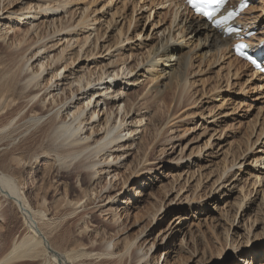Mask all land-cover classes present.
Returning a JSON list of instances; mask_svg holds the SVG:
<instances>
[{"label": "bare ground", "instance_id": "6f19581e", "mask_svg": "<svg viewBox=\"0 0 264 264\" xmlns=\"http://www.w3.org/2000/svg\"><path fill=\"white\" fill-rule=\"evenodd\" d=\"M169 1L171 2V0L157 2L156 6ZM182 2L179 4L177 0L178 5L176 3L173 5L171 2L173 6H169L168 9L170 10V23L167 27L159 30L162 38L157 39V43L145 55L130 54L122 59L120 57V52L123 49L122 43L131 39L126 36L125 32L122 33L121 29H118L114 43L103 46L105 51L109 53L114 46L122 45L118 48V53L114 56L111 55L108 61L97 62L94 57L101 55L98 50V42L103 35L99 33V28L93 25L98 22V25L102 26L100 18L103 16L89 20L90 14H85L84 10H80L77 21L63 26V18L59 17V10H64L67 3L58 2L55 6L49 0H29V3L26 0H0V47L10 49L14 45V51L10 49L11 54H7L12 63L10 62L6 66L5 72L0 70V264H27L28 262L31 264H80L84 258L88 257H108L112 264H127L128 260L130 264H132V260H136L134 264L140 262V264H159L154 255L149 256L155 247V242L148 241L152 232L143 235L149 224L156 221L155 216L159 211L158 209L151 215L150 223L140 227L133 239L123 235L122 239L117 238L116 240L114 238L119 236L118 232L108 239L103 237L91 238L87 233L89 229L88 220L84 219V215L80 216V212L77 211L85 210L90 205L95 204L96 200L99 203V200L103 199L102 202L109 201V203L103 206L108 208L101 212L109 214L111 225L118 226L124 219L127 220L130 209L136 207L131 199L136 200L138 204L137 198L140 192H134L130 196L124 194L119 197H116L115 194H107L104 198L100 194L107 189V186H100L99 192H93L94 183H100L102 174L108 176L112 172L113 175H116V168L120 167L126 157L130 155L133 146L138 153H142L140 156L142 158L143 155L144 159L143 166L135 170L134 176L138 178V176L141 177L142 171L146 170L148 174L153 170V168H147L148 166L144 165L147 153L143 151L142 148L144 147H139V145L143 142L141 140H145L147 137L143 136V138L139 134H149L151 137L153 136L151 140L158 142L163 138L162 135L166 126L175 124L172 111L181 101L182 93H187V90L192 86L187 85L189 76L187 70L191 64L190 61H192V59L190 60L192 50L185 52L184 46L186 44L196 42L198 57L202 61L206 60L208 54L214 57L213 60H219L217 59L219 52L231 53L229 38H222L216 30L207 26L199 17L191 15L186 9H184V14L181 12L178 14V9L183 6ZM108 3L111 4L112 2ZM139 3L140 1L136 2L132 8L128 30ZM148 7L149 5L142 4L139 6V10ZM174 7L176 8L174 9ZM32 10H34V14L30 17L33 20L40 16V18H44L46 27L49 29L52 27L49 36L47 33L49 39L60 36L62 32L70 37L77 36L79 32L83 33L84 37L78 44V51L67 55L66 50L74 45V43L71 44V40L74 38L71 37L66 40L64 47L56 55L50 56L49 47H46L47 43L45 44V41H48L47 37L45 41L44 37L37 38V30L44 25V21L36 25L32 21L29 26L23 28L21 34L13 35L10 31H12L14 23L28 19ZM258 17L259 15L256 18ZM148 19L149 16L145 20ZM250 20H255V18ZM243 22L249 29L253 28V25L248 23V19H243ZM155 24L157 23H153L152 27ZM111 25L112 21L103 24L106 30ZM92 34L94 36L91 39ZM259 34L262 35L256 37L255 40L264 42V33L260 31ZM137 36L139 37V34ZM185 36H190L191 41L189 40L190 42L188 41L184 45L179 40H183ZM34 38L37 39L33 44L28 42L33 41ZM34 44L37 47L33 50L31 45ZM30 47L33 51L27 53L31 51ZM86 47L92 48L83 51L84 59L82 62H85L89 67L90 65L98 67L99 74L91 75V72H85L87 69L79 67L81 65L78 63L79 55ZM118 56L121 59L113 60V58H119ZM129 59L134 65L126 64ZM0 65H2L1 59ZM89 70L90 68H88ZM134 71L136 72L131 76ZM146 77L150 78L148 84L152 83L153 85L147 92L131 95L124 89V87L135 86L140 79ZM96 86H100V88H96ZM172 86L175 89L174 94L177 95L176 98L174 95L175 100L162 97L163 90ZM84 96H86L84 101L79 99V97ZM107 97L109 99H106ZM251 99H254L253 102L257 100L261 102V97L258 96ZM81 101H83L82 104H80ZM172 103L174 104L173 108H170ZM250 104H252L251 101ZM248 107L250 108V105ZM149 108H156V111ZM141 109H144L142 114L140 113ZM202 112L199 113L200 118L205 119V115H207L210 116L209 120L213 119L212 122L218 116L212 114L211 110L207 114ZM161 113L165 115V118L160 119ZM145 119L150 125L147 123L142 125ZM254 122L256 123V119ZM217 131L218 133L221 132L219 129ZM222 135L216 136L218 140H221ZM262 135H264V123L253 145L258 142ZM172 139L174 137L165 138L168 143H171ZM225 140L227 138L224 136ZM145 141L147 142V139ZM135 142L137 143L135 144ZM144 144L145 142L142 145ZM245 144L246 149L242 151L244 156V153L252 147V143L247 145L248 143L245 142ZM242 154L239 155V159H241ZM180 155L182 156V150H180ZM39 156H43L52 163L53 170L49 171L50 175L58 168L71 169L85 180L93 181L92 184L82 191L80 198L69 200L67 198L68 193H66L63 199L54 201L52 206H48L44 197L38 198L37 195L34 202L27 200L22 188H20L21 186H19L15 172H20L24 166L30 165L32 161L37 162ZM181 156L177 161L182 159ZM246 158L249 159V157ZM233 159L229 162L231 164H227L221 169L218 179L214 182V184L220 183L216 187L226 185L222 184L224 179H221L224 175L226 177L228 169L237 164L241 166L244 163H237L235 157ZM244 159L245 157H243ZM252 159L255 164L262 162L260 164L262 166L259 168H264V160H262L261 155ZM110 169L112 170L110 171ZM253 170L256 168L253 167ZM126 196L128 197L125 198ZM245 197L244 194L242 199ZM120 205L122 206L121 209L118 208ZM243 205L242 200L238 203L237 208H234V213ZM249 209L250 207H246V210ZM15 210L23 221L25 233L10 244L9 239L10 243L4 242L1 237L3 232H6L3 229V224L8 220V216L15 217ZM119 212L123 213L120 215ZM72 221H81L79 231L73 237H71L68 229L67 231L64 230L67 224ZM254 222L250 221V227H246L248 235ZM135 223H138L137 219ZM176 226L170 228L169 235H164L161 238L162 250H167L174 244L177 236V231H174ZM142 235L143 237L139 240ZM226 237H228L227 234ZM49 240H54L60 249H56ZM258 241L264 243V235L263 240L258 238ZM247 244L251 245L252 241L248 240ZM255 245L257 247L258 244ZM228 249L236 251L233 255L238 263H246L248 256L247 253L245 255L242 247H236L231 242ZM251 249L254 250L255 248L252 246ZM147 256H149L148 259ZM166 256H169V253ZM167 259L168 257H165L164 264H170Z\"/></svg>", "mask_w": 264, "mask_h": 264}, {"label": "rangeland", "instance_id": "374dc122", "mask_svg": "<svg viewBox=\"0 0 264 264\" xmlns=\"http://www.w3.org/2000/svg\"><path fill=\"white\" fill-rule=\"evenodd\" d=\"M26 1L29 3V0ZM49 1L52 4L54 3L55 6L58 2L67 3V6H64V10H59V17L63 18V26L77 21L80 10H84L85 14H90L89 20L103 16L100 18L102 26L98 25V22L93 25L99 28V33L103 35L100 42H98V50L101 55L94 57L97 62H100L108 61L111 55H116L118 48L122 45L123 49L120 52L122 59H125L124 57L130 54L135 56L145 55L157 43V39L162 38L159 30L167 27L170 23L169 6H173L175 3L178 5L183 0H178V3L177 0H171L173 5L170 1L167 3L163 2L158 7L156 3L165 0ZM139 1L140 3L135 10L131 26L128 30L132 8ZM108 2L112 3L109 4ZM142 4H147L149 7L139 10V6ZM263 4L264 0H257L253 6L247 9L245 12L246 18L243 19H248V23L252 24L253 27H260L259 29L264 33ZM251 10L254 12H251ZM180 12L181 14L185 13L183 6L178 9V14ZM33 14L34 10L28 15V19L22 22H15L10 32L13 35H18L21 34L23 28L29 26L30 22L33 21V24L36 25L44 21V25L40 26L37 30V38L44 37L45 41L47 33L49 36V32H52V27L50 29L46 27L44 18H40V16H37L33 20L30 17ZM71 15L74 16L72 17ZM258 15L259 17L256 18ZM148 16L149 19L145 20ZM251 16L255 20H250L253 18ZM157 20L159 21L157 22ZM111 21L112 25L115 22L113 29H111L112 25L108 30L104 29L105 26L103 24ZM153 23L157 24L152 27ZM118 29H121L122 33L125 32L126 36L131 40L122 43L120 46H114L107 53L103 46L114 43ZM137 34H139V37ZM65 36L64 32H62L60 36L52 39L47 37L48 41H45V44L47 43L46 47H49L48 52L50 56L56 55L64 47L66 40L71 37L74 38L71 40V44L74 43V45L72 48L67 49L66 53L69 55L78 51V44L84 37L83 33L79 32L77 36ZM93 36L92 34L91 39ZM37 38L28 42L33 44ZM189 40L191 41V37L185 36L179 42L185 45ZM31 46L33 50L37 47L35 44ZM197 47L196 42L184 46L185 52L192 50L190 55V60L192 59L190 61L191 66L189 65V71L187 70L189 75L187 85L192 86L187 90V93H182L180 97L181 101L178 103L180 105L177 104L172 111V118L175 124L166 126L162 135L163 140L161 139L158 142L151 140L153 136L151 137L149 134H139L141 137H147V142L145 141L146 139L141 140V142L143 141L142 144L145 142V146L139 142V147L143 146V151L147 153L144 165H147V168H153V170L148 174L146 170L142 171L141 177L138 176V178L134 176L135 170L143 166L144 159L143 155L142 158L140 156L142 153H138L135 146H133L130 155L126 157L120 167L116 168V175H113L112 172L108 176L102 174L100 183H94L93 192H99L100 186H107V189L100 194L104 198L107 194H115L116 197H119L124 194L130 196L134 192H140L137 198L139 200L138 204L136 200L131 199V202L133 201L136 207L130 209L127 220L124 219L121 222L122 225L120 223L118 226L111 225L109 214L101 212L108 208L103 206L109 203V201L102 202L103 199L99 200V203L96 200L95 204L90 205L85 210L80 209L77 212H80V216L84 215V219L88 220L89 229L87 233H89L91 238L103 237L108 239L118 232L119 236L114 238L116 240L117 238L122 239L124 236L133 239L140 227L150 223L151 215L158 209L159 211L155 216L156 221L149 224L143 235H148L152 232L148 241L155 242V247L149 256L151 254L154 255L159 264H164L165 257H168L167 260L170 264H240L235 260L233 255L236 251L228 249L231 242L236 247H242L245 255L247 253L248 257L245 264H264V243L258 241V238L263 240L264 235V168H259V166H262L260 165L262 162L257 163V166L252 159L261 155L262 160H264V135L260 136L258 142L253 145L264 123V82L258 77H253L248 67L240 60L237 59V61L231 53L219 52L217 57L219 60H213L214 57L208 54L206 60L202 61L198 57ZM12 48L10 49L14 51V45ZM91 48H83L79 55L78 63L81 64L79 67L87 69L85 72H91V75H96L99 74L98 67L93 65L89 67L85 62H82L84 59L83 51H88ZM10 49L0 47V59L2 60L0 70L2 72L6 71V66L10 62L12 63V60L8 57L12 52ZM32 49L30 47L31 51L27 53L32 52ZM120 57L113 58V60H119L121 59ZM133 62L135 64V58ZM133 62H130L129 59L126 64L130 63L131 66L134 65ZM88 68H90L89 71ZM145 79L142 78L135 86L124 87V89L131 95L145 93L153 86L152 83L148 84L150 78L146 77ZM96 88H100V86H96ZM174 93L175 89L172 86L163 90L162 97L174 99V95L175 98L177 97ZM255 96L261 97V102H258V100L253 102L254 99L251 98ZM85 98L86 96L79 97L83 101ZM106 99L109 98L107 97ZM250 101L252 104H250ZM173 105L172 103L170 108H173ZM249 105L250 108L248 107ZM149 109L156 111V108ZM210 110L212 114L218 115L215 117L214 122H212L213 119L209 120L210 116L207 115H205V119L200 118L199 113L207 114ZM140 113H144V109H141ZM162 118H165L163 113L160 114V119ZM255 119L256 123L254 122ZM146 123L150 125L146 119L142 122V125ZM212 124L214 125L212 126ZM217 126L221 130L219 133ZM216 134H223L227 140L224 141L223 135L220 137L221 140H218L217 137L219 135ZM171 137H174L171 143L166 142L165 138L169 139ZM245 142L248 143L247 145L252 143V147L248 152L244 153V156L242 151L246 149ZM180 150H182V156L180 155ZM240 154H242L241 159H239ZM179 156L182 159L177 161ZM234 157L237 163L244 162L243 165L237 164L235 167L228 169L226 177L224 175L221 179H224L222 184L226 185L224 187H216L220 183L214 184V182L218 179L221 169L227 166V164H231L229 162ZM243 157H245L244 160ZM246 157H249L250 161ZM253 167L256 170H253ZM50 170H53L52 163L43 156H39L37 162L32 161L30 165L24 166L20 172H15L19 186H21L20 188H22L27 200L34 202L37 195L38 198L44 197L48 206H52L54 201L63 199L66 193H68L67 198L69 200H75L80 198L82 191L86 190V187H89L93 182H89L83 177L78 176L77 172H73L71 169L58 168L54 173L51 172L52 175H50ZM228 188H230L229 191ZM244 194L246 197L242 199ZM242 200L244 205L235 210L234 213V208H237L238 203ZM247 202L249 203L247 204ZM246 207H250V209L246 210ZM118 208L121 209L122 206L120 205ZM14 212H16L15 217H12V215L8 216V220L3 224V229L6 232H3V236L1 237V240H4V242L8 241V243L11 242L10 244L15 242L19 237L21 238L25 233L23 221L19 213L16 210ZM122 213L119 212L120 215ZM134 218L137 219L139 224L135 223L136 219ZM248 218L249 221H247ZM250 221L255 222L252 223L248 235L246 227H250ZM80 222L72 221L67 224L64 230L67 231L68 229L71 237L76 236L81 226ZM173 226H176L174 231H177L174 244L167 250H162L163 244L161 238L164 235H169V230ZM226 234L228 237H226ZM143 235L139 237V240ZM183 239L184 242H182ZM248 240L252 241L251 245L247 244ZM49 241L56 249H60L54 240ZM255 244H258L257 247ZM252 246L255 248L254 250L251 249ZM167 253H169V256H166ZM149 256H147V259ZM135 262L136 260H132V264ZM27 264H31V262ZM80 264L112 263L108 257H88L84 258ZM127 264H130L129 260Z\"/></svg>", "mask_w": 264, "mask_h": 264}, {"label": "snow or ice", "instance_id": "6c2138e0", "mask_svg": "<svg viewBox=\"0 0 264 264\" xmlns=\"http://www.w3.org/2000/svg\"><path fill=\"white\" fill-rule=\"evenodd\" d=\"M190 2H193L194 7L200 5L201 7H198V11H200L203 15L211 18L215 14V8H218L221 4H223L224 0H190ZM203 6H207V8L210 10H206ZM225 19H227V17ZM247 47L248 46L244 44H239L236 46L237 51H240ZM240 54L245 55L243 51H240ZM247 58L250 59L253 63H256V60L253 59L251 55L247 56Z\"/></svg>", "mask_w": 264, "mask_h": 264}]
</instances>
